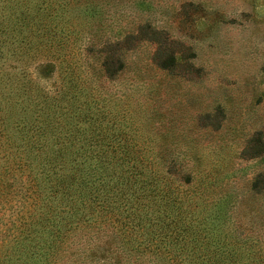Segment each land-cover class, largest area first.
<instances>
[{
  "label": "trees",
  "instance_id": "trees-1",
  "mask_svg": "<svg viewBox=\"0 0 264 264\" xmlns=\"http://www.w3.org/2000/svg\"><path fill=\"white\" fill-rule=\"evenodd\" d=\"M112 4L0 0V264H264V226L236 217L223 165L127 93L146 78L126 52L150 42L170 72L177 52L148 21L113 30ZM248 147L264 151L261 131Z\"/></svg>",
  "mask_w": 264,
  "mask_h": 264
},
{
  "label": "rangeland",
  "instance_id": "rangeland-1",
  "mask_svg": "<svg viewBox=\"0 0 264 264\" xmlns=\"http://www.w3.org/2000/svg\"><path fill=\"white\" fill-rule=\"evenodd\" d=\"M113 2V30L148 21L177 52L171 72L150 64V42L126 52V73L134 75L132 67L140 64L146 78L131 80L127 93L155 97L163 113V137L196 140L205 158L223 165L222 183L229 204L237 200L236 217L264 226V187L249 189L250 181L264 173V151L250 156L248 147L241 153L255 131L264 139V0Z\"/></svg>",
  "mask_w": 264,
  "mask_h": 264
}]
</instances>
